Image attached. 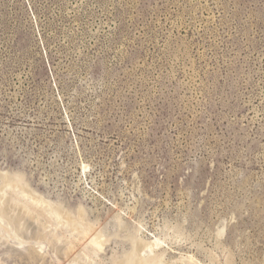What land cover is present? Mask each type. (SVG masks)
<instances>
[{"label": "rangeland", "instance_id": "374dc122", "mask_svg": "<svg viewBox=\"0 0 264 264\" xmlns=\"http://www.w3.org/2000/svg\"><path fill=\"white\" fill-rule=\"evenodd\" d=\"M0 210V264H264V0H0Z\"/></svg>", "mask_w": 264, "mask_h": 264}, {"label": "bare ground", "instance_id": "6f19581e", "mask_svg": "<svg viewBox=\"0 0 264 264\" xmlns=\"http://www.w3.org/2000/svg\"><path fill=\"white\" fill-rule=\"evenodd\" d=\"M19 175V174H18ZM16 174V178L14 177H8V175L6 176V179L8 182H15L16 181H19L20 179L18 178V176ZM20 177L22 178V176L20 175ZM22 180V179H21ZM20 180V181H21ZM22 183V182H21ZM18 184H20V182H18ZM21 189V188H20ZM18 190V189H17ZM12 191V190H11ZM22 193V192H21ZM13 196V195H12ZM30 198V197H29ZM33 198V197H31ZM30 198V199H31ZM35 198V197H34ZM33 198V199H34ZM21 200V199H20ZM19 200V201H20ZM40 200L38 199L37 202H39ZM34 202V201H33ZM40 205V204H39ZM23 207V206H22ZM56 207V206H55ZM29 209V208H28ZM27 209V210H28ZM25 210V208H24ZM30 210V209H29ZM55 210V209H54ZM61 210V212L59 214H63L62 212L64 210H62L60 207H59V211ZM1 211V210H0ZM32 211V210H30ZM34 211V210H33ZM32 211V212H33ZM24 213V212H23ZM56 213H58L56 211ZM66 213V212H65ZM31 215H34V214H31ZM64 215V214H63ZM81 216V215H80ZM79 216V217H80ZM36 218V217H35ZM77 220L80 222L79 218H77ZM76 220L75 218V221H74V218H73V221L76 223H73L76 225L79 224L78 221ZM50 222V221H49ZM52 222V221H51ZM78 223V224H77ZM83 228V227H81ZM78 230V233L80 234V240L85 242L86 243H89L91 245H94V247L98 248L99 250H102V246H103V243H102V239L100 237H102L99 233V230L97 229V227H95L94 225H88L86 226L85 228L83 229H76ZM73 232V231H72ZM77 233V234H78ZM102 240V241H101ZM78 243V242H77ZM136 243V248L134 249L133 253L127 257L126 259H123V260H120V262L117 260V261H113V264H167L165 262V259H164V255H159L158 253L156 254L155 252H157L159 249H161V242L160 240H154V241H147V240H142V239H139V240H136L135 241ZM68 247L67 249L65 250V254L67 255L68 258H71V255H75L76 252H80V250H78L76 248V245L74 243H68ZM78 245V244H77ZM83 245V244H81ZM86 252V251H85ZM84 252V253H85ZM148 253H151V255H149ZM35 254H38V253H35ZM42 254V253H41ZM145 254H148V255H145ZM89 255V254H88ZM36 256V255H35ZM34 256V258H35ZM38 256V255H37ZM33 257V256H32ZM37 259L39 257H36ZM125 258V257H124ZM166 258V257H165ZM98 264V263H97Z\"/></svg>", "mask_w": 264, "mask_h": 264}]
</instances>
